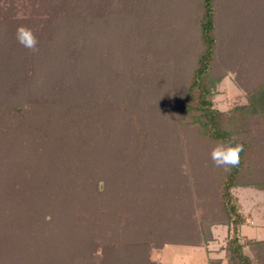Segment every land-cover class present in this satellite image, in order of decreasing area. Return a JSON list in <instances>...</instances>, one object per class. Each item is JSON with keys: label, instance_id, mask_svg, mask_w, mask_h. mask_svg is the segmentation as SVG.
Instances as JSON below:
<instances>
[{"label": "rangeland", "instance_id": "rangeland-1", "mask_svg": "<svg viewBox=\"0 0 264 264\" xmlns=\"http://www.w3.org/2000/svg\"><path fill=\"white\" fill-rule=\"evenodd\" d=\"M202 3L203 0H139V3L137 0H112L111 5L108 2L105 4V26L114 32L118 45L122 39L125 42L123 48L117 50L118 61L112 64L118 74L126 73L128 67L131 69L127 60L132 11L137 13L140 10L145 14V36L140 48H147L146 62L148 59L149 61L147 65L145 62L144 70L138 72L141 87L137 86L136 93H139L135 96V100L142 106L146 103L161 104L165 108L167 101L173 105L176 103L175 97L179 92L182 93V98L188 93L198 56L205 49L204 43L199 40L198 29ZM70 4L66 1L67 7L62 9L64 0H0V227L6 229L7 223H11L12 229L0 233V264H103V261L109 259L108 256L131 257L136 254L132 248L139 249L137 255L141 254L140 250L145 254L148 251L127 242L137 239L140 228L145 225L140 210L128 212L127 215L123 211V214L120 212V217L112 216L113 219L105 217L104 229L98 230L94 226L97 223L99 227L101 215L95 212L97 208L104 207L105 200L100 195L93 198L95 191L88 187V183L94 181L98 184L106 174H99L100 166L92 169L93 164L83 162L85 156L91 153L84 149L83 143L77 145L74 142L77 135H71L77 132L70 131L73 127L63 123V116H60L61 120H54L61 115L59 111L67 110L68 102H72L69 99L75 93L85 91L82 97L88 101H96L102 96L107 98L108 95L113 101H119L124 99L126 89H129L127 94L131 90L129 85L123 88L121 84L116 93H111V86L115 82L111 78L112 65L107 64V56H101L100 53L105 50L101 43L96 44L92 57L82 56L84 47L92 48L91 41L87 42V35L90 34L88 31L84 33L85 22L74 25L76 18L65 17L74 15ZM215 7L218 46L209 78L222 81L213 90V101L215 108L229 112V123L233 124L228 127L249 142L248 165L242 174V183L251 181L252 177V181L263 183L264 119H242L240 114L231 111L247 104L249 92L264 83V0H216ZM63 10L66 12H62ZM188 14H191L189 19L186 18ZM20 25L33 30L38 39V52L32 53L17 42L16 29ZM138 26L136 28L139 31L142 24ZM139 64L141 65L140 62ZM129 73L123 78L125 83H129ZM141 89L143 93L138 91ZM52 90L55 91L51 92ZM44 101L47 102L46 106ZM37 104H41L39 108L46 113L54 110L51 113L53 117L44 120L45 116L36 115ZM34 105L32 112L30 110ZM195 107L196 95L192 93L188 105L191 113L189 116L182 118L176 112L172 117L165 118L166 114L163 112L156 119V110H151V106L148 111L144 108L146 114L144 116L143 112L144 118L139 121L143 127L141 129H144L141 139L155 146L159 154L167 155L168 152L165 151L168 148L176 149L175 147H182L184 151L171 157V162L164 157L155 161L149 159L158 161V169L163 171L162 178L154 182L153 187L156 185L155 188L160 189L164 176H167L164 177L168 179L166 182L172 181L173 185L172 190L167 189L171 196L167 202V207L172 212L170 220L146 221L156 229L153 237H148L149 240L153 239L148 244L151 250L148 255H152L157 264H207L205 249L171 243L203 244L201 232L208 235V230L213 232L215 240L209 248L218 252L219 257H225L222 249L230 231L224 224H218L222 221V207L217 197L218 182L225 169L208 160L216 143L205 139L201 128L193 124L200 113ZM21 109L25 112L23 118L19 116ZM113 114L114 123H128L127 120L124 122L117 109ZM25 118H28V126L47 123L49 137L57 136L59 141L60 135V140L65 141L52 145L55 146L57 159L62 160L66 167L61 174L64 182H57V185L75 188L77 183L78 186L80 182L84 184L87 193L81 199L86 200L84 210L73 211L76 216L64 217L60 214L47 224L46 218L42 216L46 215L45 212L39 210L35 216L34 212L31 213L29 208L33 205L25 197L27 189L21 186L27 187L31 183L40 182L48 174L50 167L46 166L43 159L34 157V149L27 154L22 153L23 147L26 149L27 146H32V131L36 132L35 130H27L21 137H11L13 129L9 132L4 126L21 121L23 123ZM165 123H175L173 126L168 125L174 131L173 134L168 133L170 130ZM70 136L73 137V146L69 143ZM13 154L20 156L21 163L16 162V166L9 168L6 158ZM78 162L84 163L86 168L81 170L80 164L76 165ZM67 164L70 166L67 167ZM13 168L12 174L6 176L5 170ZM18 168L27 169L26 177L17 178ZM183 184L187 188L184 189ZM11 187L15 192L10 196L4 189ZM133 188L132 186L131 190ZM20 190L25 193L19 195ZM189 192L194 197L191 207L187 206ZM233 193L247 220L240 228V235L254 241L264 240V191L237 188ZM144 194H149V191ZM177 203H185L186 206H179L177 209ZM126 224L127 228L130 224L133 226L131 230L126 229ZM6 236L9 237L6 239ZM76 236H79L78 239ZM90 236L96 248L91 249V244L88 243ZM74 237L77 239L76 244L72 240ZM159 243L165 244L162 251L155 249ZM245 252L253 259L254 264H264V248L249 244ZM120 261L117 259L112 264H138L129 260ZM139 263L145 264L144 261ZM223 264L227 263L224 261Z\"/></svg>", "mask_w": 264, "mask_h": 264}, {"label": "trees", "instance_id": "trees-1", "mask_svg": "<svg viewBox=\"0 0 264 264\" xmlns=\"http://www.w3.org/2000/svg\"><path fill=\"white\" fill-rule=\"evenodd\" d=\"M66 1L71 3L70 7L72 10H74L72 11L74 15L69 14L65 17L76 18L77 21L74 25L85 22L84 33L88 31L90 34L87 35V42L91 41L90 47L92 48L84 47V53L82 56L86 57V55H88L92 57L96 44L101 43L102 46L105 47V50L100 54L102 57L107 56V64L112 65L118 61L117 50L123 48L125 42L122 39L118 45L117 42H115L114 32H111L108 26H105L103 21V18L107 16V14L104 13L103 8L107 2L111 5L112 0H64V6H62V9L67 7L65 6ZM134 3L135 1L132 2L133 5ZM137 3H139V0H137ZM215 3L216 0H203L202 9H200V14H202V16L199 20L198 29L200 30L199 40L204 43L205 49L198 56L197 66L193 70L192 83L189 87L188 93L182 98L180 97L182 93L179 94V92L178 96L175 97L176 103L174 105L171 102L169 104L167 101L165 103V108L162 107L161 104L159 106L155 104L147 105L146 103L144 106H142L141 103H138L137 100H135V96L137 93H139H136V89L138 88L137 86L141 87V79L140 77H137L139 76L138 72L144 70V66L148 64L149 59L146 62V54H148L146 53L148 52L147 48H140L145 36V28H143L146 23L143 17L145 14L141 13L140 10L137 13H135L133 10V15H131L132 29L128 36L130 43L128 41L129 53L127 60V64L130 63L131 69L128 67L126 73L122 72L123 74H118V71H116V68H114L112 65L111 78L112 82H115L111 86L113 88L110 89L111 93H116L121 84L123 88L129 85L131 88L130 93L127 94L129 89H126L124 99L119 101H113L110 95H108L107 98H102V96L97 98L96 101H88L82 97L85 91H81L79 94L75 93V95L69 99L72 102H68L67 110L65 111L64 109L63 111H59L58 113L61 115H58L59 118L56 117V119H54L61 120L60 116H63L65 119L63 123H67L70 128L73 127L70 131L77 132L76 134H70L71 136L77 135L79 138L78 139L76 137V141L74 142L77 145L83 143L82 145L84 149L91 153L85 156V161L83 162L86 164H93L91 167L92 169H97L100 166L99 174H106L102 180L98 182V184L94 183V181L88 183V187L95 191L93 198L100 195L103 197L101 199L105 200V205L104 203L102 204L104 207H102V209L97 208L95 212H99L98 214L101 215L99 227L97 226V223H95L96 225L94 226L97 227L98 230L101 228L104 229L105 217H107V219L112 218V216L120 217L123 214V211H125V215H127L128 212L131 213L134 210H140L139 213L142 214V220L145 225L140 228V232L137 234V239L133 241L127 240V242L134 244L138 248L147 249V253L145 254L142 250H140L141 254L137 255V250L139 249L132 248V251H135L136 254H133L131 257H129L130 255H125V257L119 258L108 256L109 259L105 258L107 260L103 261V264H112L114 261H117V259H120V262L129 260L133 261L134 263L137 262L138 264H140L139 262L143 261L145 264H157V260L154 259L152 255H148L151 252L148 244L153 240H149L148 237L152 238L156 229L153 227V225L146 223V221L150 223L154 221V219L155 222L156 220H170L169 217L172 215V212L167 207V205H169L167 202L171 196L169 195L167 189L172 190L173 185L171 183L172 181L166 182L168 179H165L164 177L167 176H164L162 180L164 182L160 184V189H157V187L155 188L156 185L153 187V183L157 182L158 180L160 181V178H162L163 171L158 169V161L153 162L149 159H153L155 161L160 157H164L168 162H171V157H174V155H179V153L182 154L183 150L182 147H175L176 149L173 150L168 148L167 151H165L168 152L167 155H162L161 153L159 154V151L155 146L150 144V142L148 144L145 139H141L144 134V129H141L143 127L139 121L141 122L146 114L144 108H146V111H148L151 106V110H156V119H159L161 113L163 112L166 114L165 118L169 116L172 117L173 113L176 112L182 118L189 116L191 113L189 112L188 105L192 93L196 95L197 107H195V109L200 112L195 121H193V124L198 125L201 128L205 139L215 143L221 141H231L233 144L239 143L244 147V151L240 153L239 165L224 170V174L220 177L218 182L217 197L222 207V221H219L220 223L218 222V224H224L227 226L230 233L227 243L222 249L225 252V257H219L218 252L208 250V264H223L224 261L227 264H254L253 259L245 252L246 246L249 244H256L258 247L264 248V240H250L245 236L242 237L239 233L240 228L246 224L247 220L237 203L238 199L234 195L233 191L237 188H254L264 191V182L262 183L259 181H252L254 179L252 177L251 181L245 182V184L242 183V174L248 165V156L250 150L249 142L246 139L236 135V133L228 127L229 125L233 124L229 123V112L220 111L219 109L215 108L213 101V90L216 89L217 85L222 81H215L209 78V75L213 69V64L215 62L218 46V38L216 35L217 23L215 19L217 10ZM70 11L71 10H68V12ZM62 12H66V10H63ZM76 14L79 16H75ZM190 16L191 14H188L186 18L189 19L191 18ZM141 24L143 30L139 27ZM136 25H139V31L137 30ZM87 50L89 51L88 54ZM85 63L87 67H89L86 61ZM180 66H182V64ZM127 73H129V80L127 79L129 83H125V80L123 79ZM133 90H135V92ZM53 91L55 90H52L51 92ZM73 91L74 90H72V92ZM138 91L143 93L142 89ZM44 103L45 105H43L46 106L47 102L44 101ZM36 106V115L45 116L44 120L53 117L51 113H53L54 110H52L51 107L50 112L48 111L46 113L45 110L39 108L41 104H37ZM34 107L35 105L30 111L33 112ZM190 108L193 110V107ZM115 109H117L119 114H121V116L124 118V122L127 120L128 123H114L113 113L115 112ZM23 110L24 109H21L19 112V116H21V118H23L22 115L25 113ZM143 112L144 116H142ZM231 113L240 114L242 119L256 117L264 119V83L256 86L252 91L249 92L247 104L236 107L233 111H231ZM23 121V123L21 121V123H9L10 125L5 124L4 126L9 132L13 129V133H10L12 134L11 137H21L20 135H24L27 130H35L36 132L32 131L34 134L32 146L29 145L26 147V149L23 147L22 153L27 154V152L29 153L30 150L34 149V157L43 159L46 166L50 167H48L50 170L48 171V174L45 176V178L40 179V182L31 183L29 186L27 185V187L26 185H22L21 188L25 187L27 190L25 191L26 193L20 190L21 193L19 192V195L25 193V197H28V200H30L29 204L33 205L29 209H31V213L34 212V216L39 210H42L46 213V215L42 216L46 218L45 223L47 224H49L52 219L60 216V214L64 215V217L67 215L76 216V213H72L73 211L81 209L84 210L83 204L86 200H81L83 198V194L86 193L84 184L80 182L78 186L77 183L75 188H73L74 186L63 187L62 185H57L58 183L64 182L62 181L61 174L64 173L63 168L65 165H63L64 163L62 160L60 161L57 159V156L54 152V147L56 146V143H60L59 141H61V143L65 141L60 140V135L58 136L59 141L57 140V136L50 138L47 132L49 127L47 123H37V125H34V127L31 124L28 126V118H25ZM165 124V126L168 127L167 129L170 130L168 125L173 126L175 123ZM168 133L173 134L174 131L170 130ZM71 136L69 137V143L71 146H73L74 142L71 140L73 138H71ZM28 141L29 140H27V142ZM96 152L99 156L94 155ZM6 159L8 160L7 167L9 168L16 166V162L19 163L21 161L20 156H15L14 154L10 155ZM208 160L213 163L211 158ZM84 163L78 162L76 165L79 166L78 164H80L79 168L84 170L86 168ZM66 166L69 167L70 165L67 164ZM165 166H167L166 163ZM130 167H132L131 172ZM5 171L6 176L11 175V171H14V168L6 169ZM18 171V179L26 177L27 169L18 168ZM88 173H90V171ZM52 178L56 179L53 180ZM47 179H49L50 182L44 181ZM132 186L135 189L133 188L131 190ZM182 186L184 189L187 188L185 184ZM4 190L8 191L10 196L15 192L13 187ZM147 191H149V194H144ZM59 192H61V194H59ZM176 195L178 196V194ZM188 195H190V203L187 202V206L191 207L194 197H191V192H189ZM179 206L184 207L186 205L185 203L181 205H178L177 203V209ZM38 217L40 216L38 215ZM89 224V226L92 225L90 222ZM128 224L125 225L126 229L131 230L133 226L130 224V226L127 228ZM0 229V233L12 230L11 223H7L6 229L1 227ZM88 230L91 234L93 233L90 229ZM201 235L204 245L195 244L196 242H175L171 244L208 247L210 243L215 241L213 232L211 230H208V235H206V233L204 234L203 231L201 232ZM8 237L9 236H6L5 238L7 239ZM78 237L79 236H76L77 239ZM77 239H75V237L72 239L74 240V244H76ZM88 243L91 244V249H93V247H97L91 236L88 238ZM164 247L165 244L161 245L159 243L157 246H155V249L161 251ZM92 253L90 255H92Z\"/></svg>", "mask_w": 264, "mask_h": 264}, {"label": "clouds", "instance_id": "clouds-1", "mask_svg": "<svg viewBox=\"0 0 264 264\" xmlns=\"http://www.w3.org/2000/svg\"><path fill=\"white\" fill-rule=\"evenodd\" d=\"M17 42L32 53L39 51L38 39L33 30L25 25L16 29ZM244 151L242 144H233L231 141L217 142L212 148L210 158L217 167L225 170L236 167L240 163V153Z\"/></svg>", "mask_w": 264, "mask_h": 264}, {"label": "crops", "instance_id": "crops-1", "mask_svg": "<svg viewBox=\"0 0 264 264\" xmlns=\"http://www.w3.org/2000/svg\"><path fill=\"white\" fill-rule=\"evenodd\" d=\"M243 236V235H242ZM211 244V243H210ZM210 244L208 245V247H200V248H203V249H205V251H206V255H207V264H208V250H211L210 248H209V246H210ZM180 246H184V245H180ZM190 247H194V246H190ZM209 248V249H208ZM163 250V249H162ZM161 250V251H162ZM222 257V256H221Z\"/></svg>", "mask_w": 264, "mask_h": 264}]
</instances>
